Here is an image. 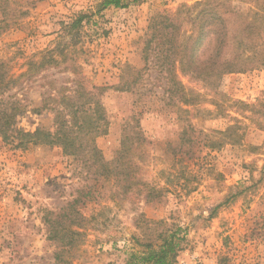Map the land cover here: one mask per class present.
Returning <instances> with one entry per match:
<instances>
[{
    "label": "rangeland",
    "instance_id": "obj_1",
    "mask_svg": "<svg viewBox=\"0 0 264 264\" xmlns=\"http://www.w3.org/2000/svg\"><path fill=\"white\" fill-rule=\"evenodd\" d=\"M8 1L0 8V60L8 72L19 75L45 48L61 61L10 91L31 108L55 89L76 86L82 76L72 72L71 58L88 87L119 84L126 65L141 70L132 90L102 93L109 126L97 144L113 161L126 121L138 123L145 139L134 155L138 174L160 192L124 194L115 178L59 146L15 150L0 138V264H56L58 254L67 264H133L147 244L158 248L162 234L178 243L172 264L193 257L264 264V66L210 84L180 73L185 101L170 94L152 63L144 69L145 31L154 13L198 0H127L104 10L102 0ZM245 1L232 3L245 9ZM80 15V35L63 29ZM52 117L28 111L17 125L34 132ZM58 213L82 217V227L72 228L84 235L71 248L49 237L45 220Z\"/></svg>",
    "mask_w": 264,
    "mask_h": 264
},
{
    "label": "trees",
    "instance_id": "obj_2",
    "mask_svg": "<svg viewBox=\"0 0 264 264\" xmlns=\"http://www.w3.org/2000/svg\"><path fill=\"white\" fill-rule=\"evenodd\" d=\"M127 0H102L99 10L110 6L125 7ZM8 0H0V8ZM245 9L235 6L232 0H198L183 4L176 10L154 13L145 31L143 59L145 68L153 64L167 81L172 96L181 94L185 99V85L178 78L180 73L195 79L214 83L230 73L251 71L264 66V0H246ZM86 15H80L64 30L80 35ZM65 56L64 51L61 52ZM71 70L82 76L75 87H60L56 93L45 97L40 106L31 108L27 97L10 91L21 78L32 79L49 67L59 66L54 49H41L27 58V69L19 75L10 74L7 63L0 60V138L15 150L26 151L32 146H59L63 154L75 157L105 178H115L124 194L157 196L160 189L151 187L139 173L140 165L134 160L135 151L144 147V136L139 124L126 121L117 156L111 162L105 160L97 138L108 133L109 121L101 98L104 91H130L141 79V70L130 65L122 70L120 83L114 86L88 87L82 74V66L71 58ZM128 71V74H127ZM133 71V74L131 73ZM135 74V75H134ZM132 75L131 78H129ZM89 83V82H88ZM174 94V95H173ZM190 98V103H192ZM28 111L36 114H52V125L40 126L34 132L17 125L18 118ZM52 214V213H51ZM75 214V213H73ZM71 213H58L46 218L50 227L49 237L64 247H73L76 236L84 235L82 217ZM53 215V214H52ZM72 226L79 227L73 229ZM157 249L149 243L142 255H134L139 263L172 264L176 258L178 243L174 235H161ZM56 264H67L56 257Z\"/></svg>",
    "mask_w": 264,
    "mask_h": 264
},
{
    "label": "built area",
    "instance_id": "obj_3",
    "mask_svg": "<svg viewBox=\"0 0 264 264\" xmlns=\"http://www.w3.org/2000/svg\"><path fill=\"white\" fill-rule=\"evenodd\" d=\"M179 264H200V262L196 259V257H193L192 259L188 261H182Z\"/></svg>",
    "mask_w": 264,
    "mask_h": 264
}]
</instances>
